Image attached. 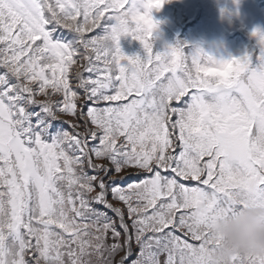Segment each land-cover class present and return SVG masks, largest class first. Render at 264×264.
<instances>
[{
  "label": "snow or ice",
  "instance_id": "snow-or-ice-1",
  "mask_svg": "<svg viewBox=\"0 0 264 264\" xmlns=\"http://www.w3.org/2000/svg\"><path fill=\"white\" fill-rule=\"evenodd\" d=\"M165 2L0 0V264H217L209 225L264 203V31L154 50Z\"/></svg>",
  "mask_w": 264,
  "mask_h": 264
},
{
  "label": "clouds",
  "instance_id": "clouds-1",
  "mask_svg": "<svg viewBox=\"0 0 264 264\" xmlns=\"http://www.w3.org/2000/svg\"><path fill=\"white\" fill-rule=\"evenodd\" d=\"M219 240L213 253L217 264L239 254H264V203H248L209 225Z\"/></svg>",
  "mask_w": 264,
  "mask_h": 264
},
{
  "label": "rangeland",
  "instance_id": "rangeland-1",
  "mask_svg": "<svg viewBox=\"0 0 264 264\" xmlns=\"http://www.w3.org/2000/svg\"><path fill=\"white\" fill-rule=\"evenodd\" d=\"M251 1H252V7L248 6L249 3H251ZM232 4L234 5L236 11L240 14V16L245 21H253L255 19L257 22L261 21V24L258 27L264 26L263 25V20H264L263 9L258 8L256 5V2L254 0H232ZM218 26H219L218 23H215V25H213L212 28H208V30H205L204 28H202V32L205 35L207 41L210 43V46L214 50H216L215 52L217 55V60L227 59L226 52H225L226 49L224 48V45L219 41V38H218V36H219ZM259 30L262 31L263 29L261 28ZM239 50L244 51V48L236 49L234 52H237ZM38 98L43 99V97H38ZM54 99L60 100L61 97L56 96V97H54ZM62 119L64 121H66V123L63 124V128L65 130L70 131V132L72 131V128L69 126L71 123H82V121H79V120L73 118L71 115H68V114L63 115ZM57 126L58 127L60 126L59 123L57 124ZM97 163H104V162L103 161H97ZM126 182L127 181H125V183ZM109 200L115 206L122 207L121 204L117 203L116 201H112L111 196H109ZM109 215H112V214L109 213ZM135 253H136V247H135V245H133V258L135 257ZM123 255H124V253L121 252L116 257V259L119 260L120 257ZM161 259H163V257H161Z\"/></svg>",
  "mask_w": 264,
  "mask_h": 264
},
{
  "label": "trees",
  "instance_id": "trees-1",
  "mask_svg": "<svg viewBox=\"0 0 264 264\" xmlns=\"http://www.w3.org/2000/svg\"><path fill=\"white\" fill-rule=\"evenodd\" d=\"M78 20H82V17H78ZM187 28H183L179 32H171L166 29L164 26L155 27L154 29V50H162L165 45H176L177 42H180L181 44L187 45L188 49V32ZM66 31V30H65ZM64 31V32H65ZM63 32V33H64ZM93 33H86V35H93ZM144 50L142 48V45L139 41L135 42L132 45L131 50L129 51L128 55H140L141 57L144 56Z\"/></svg>",
  "mask_w": 264,
  "mask_h": 264
}]
</instances>
